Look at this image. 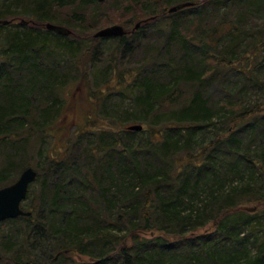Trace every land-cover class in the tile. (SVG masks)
<instances>
[{
  "label": "trees",
  "instance_id": "obj_1",
  "mask_svg": "<svg viewBox=\"0 0 264 264\" xmlns=\"http://www.w3.org/2000/svg\"><path fill=\"white\" fill-rule=\"evenodd\" d=\"M186 3L175 13L224 14L231 30L196 32L202 15L170 22L173 62L132 73L139 94L129 118L77 127L38 164L22 204L31 215L0 224L12 225L0 237V264H264V0H0V187L32 167V144L59 129L69 83L59 55L79 74L88 43L75 47V38L108 17L96 9L116 5L127 23L142 22L137 32ZM135 32L112 39L126 49ZM136 121L144 129L129 131ZM216 124L223 133L209 135Z\"/></svg>",
  "mask_w": 264,
  "mask_h": 264
},
{
  "label": "rangeland",
  "instance_id": "obj_2",
  "mask_svg": "<svg viewBox=\"0 0 264 264\" xmlns=\"http://www.w3.org/2000/svg\"><path fill=\"white\" fill-rule=\"evenodd\" d=\"M115 7L116 5L107 4L98 10L96 9L97 13L103 12L108 17L100 20L95 28L90 27L88 29L85 27L86 30H82V32L79 33L80 37L78 39L75 38V47L78 46L79 42L88 43L86 49H82L79 55L80 58H82L79 74H75L76 70H70V67H73V65L65 54L59 55V57L61 56L60 61L62 64L65 66L67 63L66 69L69 73V83L64 88V96L68 102L63 108L64 117L60 119L58 125L59 129L52 133L55 134V136L48 134L44 139L32 144V148L29 150L28 164L30 163L32 168L36 171L38 164L45 160V156L52 154L55 150L61 151L67 146L69 138H73V132L76 131L77 127L82 129H92L96 127H98L97 129L103 127L110 128L112 127V122L119 123V120L129 118L124 112L127 109H131L130 98L139 94L138 88H135L134 85L136 76H133L132 73L137 70L141 71V69L145 67V75H148L152 72L154 68L152 65L154 63L159 65L161 63H167L168 61L173 62V59H171L173 57L172 50L170 49V51H167L165 49L167 36L171 28L169 26L170 22L177 21L181 23L187 15H202L203 19L200 26L203 28H198L196 32H201L204 29L213 31L214 28L220 24L223 25L221 27L223 30L229 32L231 26L226 22H228L230 18H233L224 19V14L221 15L220 13L212 12L203 13L201 9L188 10L187 8L185 9L187 11H184L185 14L180 11L175 13L176 16L174 17H168L163 22L160 21L157 23L154 21V25L135 32L134 29L136 25L142 22L138 20L134 22L133 25L127 23L129 18L123 17V12H114ZM88 9V12H86L87 16L91 17V13L95 11V8L91 6ZM71 12L69 8L64 9L65 14L72 16ZM21 19L22 17H17L13 25L21 28L19 25ZM124 21L125 24L122 23ZM112 25H121L128 32H135L129 37V41L126 43V45L128 44L126 49L120 45L119 41L112 38L96 41L95 34L101 29ZM153 51H158L154 52V54L158 56L159 59L156 58L158 60H155L153 58L154 62H149L148 64V62H146V57L152 56L153 54L151 52ZM247 62L236 61V64L238 68H242ZM250 63H254V61L249 62V65ZM82 73H85L86 77L81 75ZM227 74L233 76L234 73L226 71L224 75L227 76ZM223 78L224 77H221L220 79ZM220 79L219 81L215 79L209 88V92L212 94L214 100L221 99L223 94ZM105 116L110 119H104ZM134 124L142 125V122L136 121ZM159 126L161 127L163 125H158L156 127L159 128ZM221 126V124H216L213 128L209 129V135L217 132L223 133V128ZM147 127L151 129L150 126ZM89 133L84 134L85 136L82 137L85 139L84 142L93 143L94 138L92 136L90 137V135H88ZM143 136L148 137V133H144ZM197 148L198 147L195 149ZM20 174L21 172L18 173V178ZM4 187H0V189ZM27 201H25V203H29L30 199ZM251 206H253V204ZM11 226L12 225H3V227L0 228V237L3 236L4 232ZM73 257L79 258L77 255H73ZM64 264H68V262Z\"/></svg>",
  "mask_w": 264,
  "mask_h": 264
},
{
  "label": "water",
  "instance_id": "obj_3",
  "mask_svg": "<svg viewBox=\"0 0 264 264\" xmlns=\"http://www.w3.org/2000/svg\"><path fill=\"white\" fill-rule=\"evenodd\" d=\"M99 3H104L109 0H97ZM191 3L182 4L172 7L170 13H175L186 7H190ZM9 22H4L8 24ZM25 24V22H21ZM141 23H138L135 29H139ZM46 28L50 31L62 35H70L71 31L64 27L57 26L51 23L46 24ZM127 34L126 29L121 25H112L107 28H103L95 34V38H120ZM143 125L135 124L128 127L129 131H142ZM38 172L28 167L20 174L19 178L13 184L0 189V224L11 219H16L21 216H30L31 213L22 209V203L27 199L30 187L36 182L38 178ZM2 256L0 254V260ZM52 264V263H48Z\"/></svg>",
  "mask_w": 264,
  "mask_h": 264
}]
</instances>
